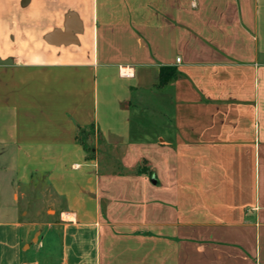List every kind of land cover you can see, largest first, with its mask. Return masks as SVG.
Segmentation results:
<instances>
[{"label": "crops", "instance_id": "1", "mask_svg": "<svg viewBox=\"0 0 264 264\" xmlns=\"http://www.w3.org/2000/svg\"><path fill=\"white\" fill-rule=\"evenodd\" d=\"M0 194V264H264V0H0Z\"/></svg>", "mask_w": 264, "mask_h": 264}, {"label": "rangeland", "instance_id": "2", "mask_svg": "<svg viewBox=\"0 0 264 264\" xmlns=\"http://www.w3.org/2000/svg\"><path fill=\"white\" fill-rule=\"evenodd\" d=\"M36 185L37 188L39 189H29L28 190V196H27V200L30 203V205H36V204H43V205H47L50 204L52 202L53 196L51 194V192L49 190H45V185L44 183H39V180H36ZM12 199L11 196H7V195H2L0 194V210H2L5 207H8L10 205H12ZM21 204H23V202H21ZM48 215L51 216L53 215V212L51 210H49Z\"/></svg>", "mask_w": 264, "mask_h": 264}, {"label": "trees", "instance_id": "3", "mask_svg": "<svg viewBox=\"0 0 264 264\" xmlns=\"http://www.w3.org/2000/svg\"><path fill=\"white\" fill-rule=\"evenodd\" d=\"M174 77H176V73L174 69L161 68L159 71V86L166 85Z\"/></svg>", "mask_w": 264, "mask_h": 264}]
</instances>
